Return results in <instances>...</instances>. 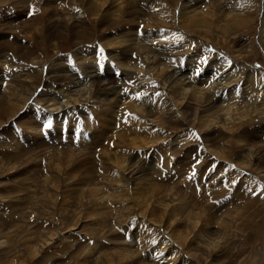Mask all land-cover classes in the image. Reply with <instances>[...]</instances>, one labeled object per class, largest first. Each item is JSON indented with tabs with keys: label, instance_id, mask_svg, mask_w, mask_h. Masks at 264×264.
<instances>
[{
	"label": "rangeland",
	"instance_id": "rangeland-1",
	"mask_svg": "<svg viewBox=\"0 0 264 264\" xmlns=\"http://www.w3.org/2000/svg\"><path fill=\"white\" fill-rule=\"evenodd\" d=\"M24 1L29 8L34 2L38 4L43 10L42 20L32 25L36 14L24 13ZM90 1L52 4L54 0H0V67L9 75L2 81L0 96H26L35 90L32 101L37 103L35 106L30 101L15 118L21 110L18 103L11 112L0 107V126L4 124L0 129V264H264V97H259L264 92L263 0L231 3L242 5L246 14L238 17L244 16L246 21L224 40L227 12L218 2L211 6L213 0H137L135 8L133 1L128 5L130 0H94L92 7ZM190 1L195 8L202 7L199 14H187L188 10L180 8ZM46 7L49 11L45 13ZM137 8H153L139 26L138 16L133 14ZM19 11L24 16L15 19ZM81 13L85 25L75 22L78 18L74 16ZM156 18H160L158 26ZM51 25L55 33L49 35ZM151 25L154 29L146 32ZM141 30L144 37L135 41L139 45L136 48V37L130 41L133 47L127 42L116 48L104 47L117 33L131 35L135 31L136 36ZM145 33L153 34L155 41L147 42ZM238 36H248L249 40H238ZM52 42L61 47L59 53L52 49ZM233 44L239 47L234 49ZM141 47L145 49L140 53ZM167 47L173 55L164 64H156L155 87L124 79L125 72L134 76L147 73L145 61L162 56ZM98 48L111 56L113 51L129 49L128 56H137L126 62L95 52L92 57L90 65L98 77L108 70L117 77L112 86H116L120 102H114L102 89L79 99L88 92L92 80L86 81L87 75L82 80V70L77 82L87 86L83 95L74 91L84 85L70 88L74 86L70 84L68 88L63 81L51 80L45 85L60 61L67 62L64 68L78 67L76 52L93 55ZM35 56L48 60L44 70L41 66L33 68ZM67 56L70 60L65 59ZM97 60L103 62L98 65ZM222 61L234 64V72L241 75L239 83L228 88L235 89L236 94L241 91L238 106L229 105L231 97L225 96L227 99L224 97L212 111H198L204 118L201 123L190 118L198 105L184 109L183 121L177 107L160 109L161 100L171 95L162 80L174 73L172 68L180 67L199 92L207 89V69L218 70ZM174 63L178 65L172 66ZM119 67L123 71L117 75ZM27 69L34 76L40 75L38 83L33 81L36 85L29 84V89L20 84L24 73H29ZM179 85L177 82L175 89L180 92ZM40 95L44 101L59 95L54 101L57 104L54 108L43 104ZM62 95H71L79 102H71L58 113L55 109L63 104ZM207 95H197L201 105ZM3 100L0 97V105ZM228 105L233 110L227 111ZM37 108L43 115L53 114L46 129L50 141L40 132L44 119L38 118ZM101 108L104 118L98 112ZM247 109L250 116L237 122L239 129L225 132L222 124L229 118L220 115L239 111L243 116ZM170 110L173 117L157 121ZM108 113L110 122L105 117ZM61 116L65 125L75 123L64 129ZM97 122L105 129H92ZM75 128L82 132L74 133ZM62 130H66V137ZM207 130L211 132L207 134ZM96 134V143L79 144Z\"/></svg>",
	"mask_w": 264,
	"mask_h": 264
},
{
	"label": "bare ground",
	"instance_id": "bare-ground-1",
	"mask_svg": "<svg viewBox=\"0 0 264 264\" xmlns=\"http://www.w3.org/2000/svg\"><path fill=\"white\" fill-rule=\"evenodd\" d=\"M19 1V0H18ZM22 1V0H21ZM36 1V0H35ZM38 1V0H37ZM62 1H64V0H54V2H51L52 4H55V3H59V2H62ZM67 1H71V0H67ZM90 1V0H89ZM93 1L94 0H92V1H90L89 2V4L91 5V7H92V5H94V3H96V2H94L93 3ZM132 1L134 2V8L135 7H137V0H130V3L128 4L129 6L132 4ZM234 0H213V2H210L209 4L211 5V6H213L216 2H218V3H220V6H221V8L225 11V12H227V16H228V18H227V20H226V24H225V30H224V36H222V38H223V40L224 39H228L227 38V33H230V31L231 30H234V31H236L237 29H239L244 23H245V21H246V17H238V16H241V14H243V13H245V12H243V10L241 11V9L242 8H240V6H242V5H238V4H236V5H233V6H231V3L233 2ZM25 3H26V1H24ZM129 2V1H128ZM239 2V1H238ZM263 2H264V0H263ZM19 3V2H18ZM49 3V2H48ZM229 3H230V5H229ZM34 4V5H33ZM201 4V3H200ZM233 4V3H232ZM235 4V3H234ZM241 4V3H240ZM26 6H23L22 8L24 9V13H27V11L28 12H31V13H35L36 15H35V17L34 18H32V20H31V22L33 23L32 25H34V24H36L39 20H42V15H41V13H43V10H40L39 8H38V4L37 3H32L31 4V8H29V6L27 7V3L25 4ZM33 5V6H32ZM19 6V5H18ZM115 6H117V5H115ZM119 6V5H118ZM192 6V7H191ZM196 6H195V3L194 2H187V3H184L183 5H181V9H185V10H188V12H187V14H199L200 12H201V10L200 9H202V7H200V8H195ZM247 8H248V6H246ZM47 8L48 7H46V9L44 8V10H45V13H46V10H47ZM79 8V7H78ZM119 8V7H118ZM8 10H10V9H8ZM246 10V9H245ZM244 10V11H245ZM247 10H249V9H247ZM11 11V10H10ZM47 11H49V10H47ZM68 11V10H67ZM76 11V10H75ZM181 11V10H180ZM239 11H241L240 13H238ZM254 11V10H253ZM72 12V11H71ZM115 12V11H114ZM151 12H153V8H151V9H147V8H142L141 10H139L138 8L137 9H135L134 11H133V14H135V15H137L138 16V22H136L137 24H138V26H139V21L141 22L143 19H145L146 17H148L150 14H151ZM8 13V12H7ZM12 13V12H11ZM24 13H23V11H19V12H17L16 14H15V16H13L15 19H18L19 17H22V16H24ZM113 13V12H112ZM124 13H126V12H124ZM168 14H170L171 15V12L170 11H168L167 12ZM248 13V12H247ZM250 13V15L252 16V13L251 12H249ZM86 14V13H85ZM157 14H158V12H157ZM246 14V13H245ZM79 15V14H78ZM98 15V14H97ZM113 15H114V13H113ZM2 16V15H1ZM0 16V17H1ZM4 16V15H3ZM29 17H30V15H28ZM106 16V15H105ZM132 16V15H131ZM230 16H235V17H230ZM254 16H255V14H254ZM89 17V16H88ZM158 17H160V14H159V16ZM169 17H173L172 15L171 16H169ZM3 18H5V17H3ZM2 18V19H3ZM31 18V17H30ZM74 18L76 19V18H78V20L77 21H75V22H77V23H79V25H85L84 24V22H85V19H84V17H83V14L81 13L78 17H76V16H74ZM133 18V17H132ZM9 19V18H8ZM157 20H155L154 22H155V25L156 26H158V24H160L159 22H157V21H159V19L158 18H156ZM161 19H163V17H161ZM116 20H117V18H116ZM171 20V19H170ZM135 21H137V20H135ZM164 23H166V21H164V20H162ZM43 22V21H42ZM67 22V21H66ZM74 22V20H73V23H75ZM87 22V21H86ZM114 24L115 23H117V22H113ZM119 23V22H118ZM38 24H41V22L40 23H38ZM37 24V25H38ZM126 24V23H125ZM75 25V24H74ZM130 25V24H129ZM50 26V25H49ZM67 26V25H66ZM127 26V25H126ZM135 26V25H134ZM34 27V26H33ZM54 27V25H51V27H50V30H49V35H51V34H53V33H55L54 32V30H51L52 28ZM113 27V26H112ZM36 29H41L40 28V26H38V28L37 27H35ZM82 28V27H81ZM111 28V27H110ZM131 28V27H130ZM129 28V29H130ZM138 28V27H137ZM143 28V27H142ZM38 29V30H39ZM153 30L154 29V26L153 25H151L149 28H146V32H148V30ZM121 30V29H120ZM41 31H42V29H41ZM40 31V32H41ZM129 31V30H128ZM131 31V30H130ZM137 31V30H136ZM127 32V31H126ZM134 32L135 31H132L131 33V35H128V34H125V33H117V34H115V38H112V39H110L109 38V40L108 41H106L105 43H104V47H108L109 46V48L110 47H113V48H116L118 45L120 46V44H123V43H128V45H131L132 46V44L130 43V41L132 40L131 38H135V39H133V43H135V41L137 42V41H139V40H141V38L142 37H144V34L142 33V30L141 31H139L138 32V35H136L135 36V34H134ZM77 33V32H76ZM76 35V34H75ZM78 35V34H77ZM145 35H146V37H145V39H147L146 41L147 42H149V43H152L153 41H155V36L153 35V34H147V33H145ZM139 36H141V37H139ZM237 36V35H236ZM235 36V37H236ZM77 37V36H76ZM75 37V38H76ZM111 37V36H110ZM218 37V36H217ZM80 38V37H79ZM115 39H117V42H115ZM129 39V40H128ZM236 39H238V40H249L248 39V36H242V38L240 39V36H238ZM53 40V39H52ZM85 41H79L78 43H80V44H83ZM123 42V43H122ZM240 42V41H239ZM103 43V42H102ZM224 43H226V42H224ZM227 43H229V40H227ZM136 44V43H135ZM102 45V44H101ZM43 46V45H42ZM127 46V45H126ZM137 46H139L138 44H136V46H135V48L137 47ZM144 46H146V45H144ZM179 47V49H181V46H183V45H178ZM52 49L56 52V53H59L60 52V46H59V44L56 42V43H54V42H52ZM95 47V46H94ZM133 47V46H132ZM236 47H239V46H237V44L235 45V44H233L232 45V48H236ZM252 47L254 48V46H253V42H252ZM102 48H103V45H102ZM99 49V50H98ZM97 50H95V51H93V55H89V53L88 52H81L83 55H81L80 53H75L76 54V56L77 57H75L74 59H75V61L76 62H78L79 64V66H80V64L81 65H84V66H86L84 69H82V68H79V66L78 67H74V68H70V69H67V68H64V66H66L65 64L67 63V62H65V64H64V62H63V60L62 59H60V60H62V61H60L59 63H58V65L60 66L59 68H55L54 70H55V72H50V77L48 76V79H47V83H45V85H47L48 84V82L51 80V81H55V82H65V83H67V84H69V86H68V88L70 87V84H73L74 86L73 87H70V88H78L79 86H82V85H84L82 82H77L80 78H79V76H78V72H79V70H82V72H83V76H82V80H85V76L87 75L88 76V79L86 80V81H88L89 79H91L92 78V80H93V77H94V80L92 81H90V89H88V92H86L85 93V95L84 96H82V97H80L79 99H81V100H84L88 95H89V91L90 92H93V91H96V90H98V89H102V90H104L105 92H106V95H109V96H111L112 98H113V101L114 102H120L121 100H120V97H119V95H117V91H116V86L114 87V86H112V84L114 83V81L115 80H117V77L115 78V76L112 74V72H111V70H108V71H106L104 74H101V77H98V75L97 74H95V72H96V69H94L93 67H92V65H90V63H91V61H92V57L95 55L94 54V52L95 53H98V55L100 56V55H102V54H104V57H109V59H112V60H123V61H128L129 60V57H133V58H136L137 56L135 55V54H133L131 51H133V50H131L130 52L132 53V54H130L129 56H128V50L129 49H127V50H120V52H118V51H113L112 53H114V56H111V54H108V53H104L103 51H101V49L100 48H98ZM144 47H141V49H140V53L142 52V51H144ZM183 49V48H182ZM102 50H104V49H102ZM171 47H167L164 51H162V53H163V55L162 56H156V57H154V58H152V59H149L148 58V60H146L145 61V63H146V66L148 67V72L147 73H142V72H139V73H137L136 74V76H134V75H131V74H128V73H126L125 72V74H124V79H136V81H137V83L138 84H148V86H150V87H155L156 85L154 84V81L156 80L155 79V74H156V71H157V67H156V64H164V61L165 60H169L170 59V57L173 55V52H171ZM90 51V50H89ZM92 51V50H91ZM97 51V52H96ZM74 53V52H73ZM71 55V54H70ZM97 56V55H96ZM128 56V57H127ZM70 58H71V56H67V57H65V59H69L70 60ZM97 58V57H96ZM34 62H36V63H33L32 64V66H33V68L35 67V66H41L42 67V70H44V68H45V65L48 63V60L46 59V58H43V57H37V56H35L34 57ZM58 60V59H57ZM82 60V61H81ZM1 61V60H0ZM68 61V60H67ZM225 61V60H224ZM103 61L102 60H97L96 61V64H101ZM114 62H111V64H113ZM223 63V65L221 66V68H219L218 70H214L213 68H208L207 69V71H204V72H207L208 73V76L206 77V82L205 83H207V89H201L199 92H198V88H197V86L194 84V82L193 81H191V77H184L183 76V70L179 67V66H177V67H179L178 69L175 67V68H172L170 65H168V66H170L171 68H172V71L174 72V73H170L169 74V76L165 79V80H162V84L164 85V86H168L170 89H171V91H170V94L171 95H166L165 96V98H163L162 100H161V106H160V109H162V111H165L168 107H170V106H174V107H177V109H176V112H177V110H178V112L179 113H181V114H179V118H180V121H183V119H181V118H183L182 116H186V111H184V109H191L192 107H194V105H198V110L196 111V112H194V113H192V114H190V118H192L193 120H198L199 121V123H201V122H204V118L203 117H201L200 116V113L199 112H201V113H206V112H210V111H212L213 109H215L218 105H219V103H221L222 102V100H223V98L225 97V96H227V97H231V99L229 98V100L231 101V103L229 104V105H232L233 107H235V106H238V104H236L237 103V100H239V98L237 97V95L238 94H242L241 93V91L239 90V92L236 94V92H235V89H231L230 91L228 90V88L230 87V86H236L235 84H238L239 83V81H240V79H241V75L240 74H238L237 75V73H235L234 71H235V69L233 68V65L234 64H232L231 66H229L228 64H226V62H221L220 63V65ZM73 64V63H72ZM226 64V65H225ZM153 67H152V66ZM172 66H176V65H178V64H176V63H174V64H171ZM2 66V65H1ZM200 66H202L203 67V64H200ZM116 69V66L115 67H112V70H115ZM78 70V71H77ZM120 70V71H119ZM119 70H116V72H118V74L117 75H120L121 73V71H123L120 67H119ZM229 70H231V71H229ZM27 72H29V73H24V76H22V79H21V85H22V87L23 88H26V89H29V84H31V85H36V84H34L33 83V81H35V82H37L38 83V79H39V76L40 75H38V76H34V72L33 71H31V69H27L26 70ZM70 71H72V75H70L69 73H70ZM203 72V71H202ZM66 73V74H65ZM85 73H88V74H90L91 76H89L88 74H85ZM48 74V73H47ZM74 74H76V75H74ZM80 74V73H79ZM82 74V73H81ZM80 74V75H81ZM7 76H9L8 75V73L6 72V69H2L1 67H0V86L2 87V81H5V78L7 77ZM150 78V79H149ZM185 78V79H184ZM147 79H149V80H147ZM190 79V80H189ZM259 79V78H258ZM261 79H262V88H261V90H264V76L262 75L261 76ZM103 80H106L107 82L105 83L104 82V84H102V81ZM178 80V81H177ZM54 82V83H55ZM177 82H180L181 83V85H179V88H180V92H179V89H175V84L177 83ZM258 83V82H257ZM63 84V83H62ZM64 87H65V85H63ZM85 86V85H84ZM83 86V88H80L79 90H76V91H74L75 93H79L78 95H83V92H85V91H83L84 89H86L87 88V86H85L84 87ZM119 86V84H117V87ZM259 86V85H258ZM41 87V86H40ZM241 88V87H240ZM46 89V88H45ZM67 89V88H66ZM48 90V89H47ZM46 91V90H45ZM66 91V90H65ZM69 91V90H68ZM71 92V91H70ZM35 90H34V92L32 93V94H30V95H24V94H21V95H18V94H15V93H10V94H4V96H0V97H2L4 100H3V103L0 105V107H7L8 108V111L9 112H11V111H13L14 110V108H15V106H16V104L18 103L19 105H20V107H21V110L19 111V112H16L15 114H14V117L13 118H15L21 111H23L26 107L28 108V105H29V103H30V101H32V97L35 95ZM45 93V92H44ZM205 93H207L208 95L205 97V99H204V104L203 105H201L200 103H201V99L200 100H198L197 99V95L198 94H200V95H203V94H205ZM61 94H63V92L61 93ZM60 94V95H61ZM49 95V94H48ZM64 95V94H63ZM62 95V96H63ZM231 95V96H230ZM252 95V94H251ZM41 96V98H40V100H42V103L43 104H49V105H47V106H50V107H53V106H55L57 103L56 102H54V101H56L57 100V98L59 97V95H58V97L57 98H49V99H47V101H44L43 99H42V95H40ZM45 96V95H44ZM51 96V95H50ZM61 96V97H62ZM180 96H182V98L181 99H179V100H176L177 98H179ZM67 97V100H65L64 98H66ZM73 96H71V95H67V96H63V104L61 105V103H59L60 104V107H56V109L55 110H57V112L58 113H60L62 110H64V108L68 105V106H71V102L72 103H74V104H77L78 102H79V99H71ZM227 97H225L226 99H227ZM234 97V98H233ZM259 97H264V92H263V94L262 95H259ZM259 97H256V99H259ZM236 98V99H235ZM251 98H253V96H251ZM250 98V99H251ZM249 99V98H248ZM45 100H46V98H45ZM176 100V101H175ZM67 102V104H65L64 102ZM254 101H256L255 99H254ZM53 102V103H52ZM52 103V104H51ZM228 105V107L230 108L231 106H229ZM263 105V104H262ZM54 108V107H53ZM96 110V109H95ZM104 110V108H101L100 109V111H98L99 113H100V115H101V118H104L103 117V115H105L104 113L105 112H101V111H103ZM230 110H233V109H229V110H227V111H230ZM237 110V109H236ZM0 111H1V108H0ZM51 111H54V109H52V110H50L49 112H51ZM92 111H94V109L92 110ZM107 111V110H106ZM168 111V110H167ZM184 111V112H183ZM199 111V112H198ZM235 111V110H234ZM246 111H248V113H246V114H243V116H242V114L239 112V111H235L236 113H234V114H230L229 112H227L226 114H222V115H220V117L221 116H223V115H227L226 116V119H231V122L229 121V119H228V121H227V123L228 122H230L229 124H227V123H223V122H221V123H223L222 124V126L223 127H226V130H225V132L227 131V132H230V133H232L236 128H238L239 129V127L238 126H236V124H237V122L239 121V120H241L243 117H247V116H250V110H246ZM256 111H258V110H255V112ZM95 112V111H94ZM115 112V111H114ZM174 112H175V108H174ZM58 113H56L55 115L57 116V117H60V114H58ZM97 113V112H96ZM99 113H98V115H99ZM173 111L172 110H170V113H164L163 114V117H162V115L161 116H159L158 117V119H157V121L158 122H163L162 120H164V118L165 119H169V118H171V117H173ZM81 114V113H80ZM85 114V113H84ZM111 113H108V115L107 116H105L106 117V120L108 121V122H110V117H111V115H110ZM114 114H117V112H115ZM82 116H83V114H81ZM99 115V116H100ZM230 115V116H229ZM240 116V117H239ZM55 117V116H54ZM118 117H120V114H119V116ZM12 118V119H13ZM84 118H85V116H84ZM87 118V117H86ZM99 118V117H98ZM224 118V117H223ZM42 119V118H41ZM61 119H62V121H63V123L61 124V126L65 129L68 125H70V123H75V121H71L70 123H68L67 125H65V120L63 119V117L61 116ZM225 120V119H224ZM95 121V120H94ZM103 121V120H102ZM214 123V120H212L211 121V123H209L207 126H208V129L211 127V125ZM35 124V123H34ZM95 124V127L94 128H92V129H96L97 131H99V130H104L105 129V127L103 126V124L101 123V122H97V123H94ZM3 125L4 124H2L1 126H0V129H2V127H3ZM105 125V124H104ZM64 126H66V127H64ZM110 126H111V124H110ZM222 127V128H223ZM79 129V128H78ZM82 129V128H81ZM107 129V128H106ZM108 130V129H107ZM224 130V129H223ZM111 131V130H110ZM209 132H211L210 130H207L206 131V133L208 134ZM99 135V134H98ZM4 138V137H3ZM96 138H97V134L95 135V136H93V138H92V140H90L89 142L88 141H80L79 142V144H88V143H91V142H94V143H96L95 142V140H96ZM119 139H123V138H119ZM71 146V149L73 150V148L74 147H72L73 145H70ZM78 146V145H77ZM76 148V147H75ZM86 148V147H85ZM77 150V149H76ZM81 153V152H80ZM118 167V165L115 167V168H117ZM22 168V167H21ZM114 168V169H115ZM15 169V168H14ZM7 171V170H6ZM9 171V170H8ZM19 171V170H18ZM122 172H123V174L125 173V170H122ZM7 173V172H6ZM9 173V172H8ZM129 173V172H128ZM170 205V204H169ZM137 214H138V216L140 215H142L141 213H139V212H137ZM135 215V214H134ZM77 228H78V226H77ZM65 231V230H64ZM72 231V230H71ZM80 232V231H79ZM144 232V231H143ZM145 233V232H144ZM62 234V233H61ZM48 235V234H47ZM46 235V236H47ZM73 235V234H72ZM44 236V235H43ZM54 236V234H52L51 235V238ZM63 236V235H62ZM31 237V236H30ZM49 237V236H48ZM59 237V236H58ZM50 239V238H49ZM48 240V239H47ZM0 244H3V242H0ZM35 247L37 248L38 246L37 245H35ZM35 251V250H34ZM33 251V252H34ZM35 253V252H34Z\"/></svg>",
	"mask_w": 264,
	"mask_h": 264
},
{
	"label": "snow or ice",
	"instance_id": "snow-or-ice-1",
	"mask_svg": "<svg viewBox=\"0 0 264 264\" xmlns=\"http://www.w3.org/2000/svg\"><path fill=\"white\" fill-rule=\"evenodd\" d=\"M101 51H103L102 49H101ZM156 95H159V93H156ZM150 98V97H149ZM262 191H264V189H262Z\"/></svg>",
	"mask_w": 264,
	"mask_h": 264
}]
</instances>
